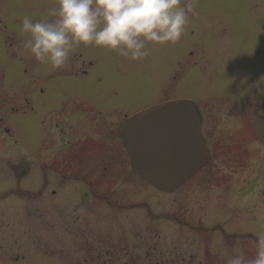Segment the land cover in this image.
Returning a JSON list of instances; mask_svg holds the SVG:
<instances>
[{
    "label": "rangeland",
    "instance_id": "obj_1",
    "mask_svg": "<svg viewBox=\"0 0 264 264\" xmlns=\"http://www.w3.org/2000/svg\"><path fill=\"white\" fill-rule=\"evenodd\" d=\"M193 2L230 29L231 40L225 43L230 44L229 54L236 60H231V67L242 65L241 58L247 54L252 67L260 63V68L253 70L264 75V49L248 53L252 46L264 44V0ZM58 3L0 0V264H227L233 253L252 258L257 233L264 232V149L244 126H238L236 118L224 113L212 112L222 120L218 132L227 127L235 137L246 138L244 167L227 155V159L219 160L213 176L200 174L171 194H164L132 173L124 150L121 160H115L114 153L109 158L106 144L112 136L116 138L115 124L105 129L97 121L89 131L83 133L80 129L75 134L90 136L93 161L101 148V156L105 159L107 152L106 159L112 162L106 172L100 167L101 175H97L98 170L92 176V195L84 198L79 192L82 200L91 201L90 207L80 204L79 208H69L64 201L79 199L77 192L69 193L73 187L66 182H60V186L66 184L68 188L59 190L56 180L50 182L52 175L45 176L50 184L42 188L40 153L35 147L41 131L34 83L38 69L45 73L44 78L54 81L58 91L70 90L91 106L110 115L121 111L123 117L138 113L133 110L164 95L201 97L207 87L208 92L237 102L243 93L251 92L246 80L236 76L242 73H208L213 80L210 86L205 85L203 73H190L173 91L168 90L171 73L163 72L188 42V25L178 43L154 45L140 61L114 55L108 66H102L104 73L94 69L83 81L67 83L62 76L53 80V69L47 65L37 67L39 63L23 47L27 36L20 24L25 16L34 21L53 19L50 13ZM190 21L197 24L200 20L194 16ZM75 51L82 56L97 53L99 58L109 53L84 46ZM259 80L262 93L264 77ZM32 83L35 90L25 94L26 88H33ZM51 161L45 158V162Z\"/></svg>",
    "mask_w": 264,
    "mask_h": 264
},
{
    "label": "flooded vegetation",
    "instance_id": "obj_2",
    "mask_svg": "<svg viewBox=\"0 0 264 264\" xmlns=\"http://www.w3.org/2000/svg\"><path fill=\"white\" fill-rule=\"evenodd\" d=\"M256 8L257 7H253V9ZM194 16L198 17L200 21L197 24H192L191 21L189 22V33L187 34L189 39L188 42L182 45L183 49L180 53L175 54L171 58L172 60L167 66L168 70L163 72L171 73L167 79L168 90L173 91L177 84L190 73H203L206 76V86H210L213 83V80L208 73H242L240 74L241 76H236L237 78L241 77L246 80L244 81L245 85L251 90V92L243 93L240 100L235 102L234 99L224 98L223 96L216 95L211 91L208 92L206 87L203 90L201 97H197L196 95L191 96L188 94H184L182 96L164 95L154 102L148 104L146 103L133 110L135 112H139L153 106L175 100H185L194 106L200 124L198 132L204 143L207 154L206 159L208 160L205 162L203 161L202 166L190 180L200 174H203V177L206 175L213 176L215 170L220 165L218 163L219 160L227 159L225 157L227 155H230V158L234 159L236 164L240 166H242L243 162L246 163V157L242 155L245 151L243 144L247 143L246 138L244 136L235 137L231 133L227 132L229 128L226 126L225 130L218 132L219 129H217V125H220L222 120L221 118L218 119V116L212 112L216 111L224 113L226 117L232 116L236 118L238 126H244L246 130L250 132L252 139L261 144L253 133L252 121L255 114L264 109V100H260V96L264 95V92L261 93L262 82L259 80L264 77V75L262 72L256 71V69L253 70V68L256 67L260 68V63L256 62V64L252 67L249 61L251 58L245 57L248 56L246 54L241 58L243 62L242 65L239 64L231 67V60H236L229 54L230 44L225 43V40H231V31L225 22L220 21L212 13L202 12L199 8H196V14L193 15L190 20ZM1 25L2 22L0 20V36L2 35ZM13 42L15 44L18 43L16 39H14ZM12 45L13 44H10L9 46ZM152 46L154 45H146L148 52ZM179 48H181L180 44ZM262 48L264 49V44L254 45L248 49V53ZM114 55L118 54L110 51L108 54L102 53L100 54V58L103 62H100L99 54L97 53L88 52L82 56L78 54L77 51L72 52L70 62L64 69L51 71L54 73L52 79L56 76L66 77L68 80H65V82L67 83L69 80H86L94 69H96V73H104L105 71L102 69V66H108L112 62ZM106 56L107 61L105 60ZM253 60L255 61L257 59ZM29 64L33 65V62L29 61ZM40 65L41 64H37V67ZM98 67H100L101 70H97ZM38 71L40 73H36L37 77L35 78L34 83L36 84V92L38 94L36 105L41 115V131H39L37 136L35 147L36 151L40 153L39 163H41V167L38 171L43 176L42 188L46 187L47 184H50L52 181L54 183V180H56L58 189L63 190L68 188L66 184L69 183L68 186L73 188L68 192L73 193V195L77 192L79 199L66 200L64 203H67L68 207L71 209L79 208L80 204H87L84 207L89 208L90 206H88V204H90L91 201H88V199L82 200L79 192L84 193V198L92 195V187L95 186L91 183L92 176H94V173L98 170L97 175H101L99 174L100 167H103V172H106L108 165H111L112 163L111 160L107 161L106 159L107 152L109 153L110 159H112L113 156L117 161L118 158L120 160L123 158L122 154L124 147L119 139L118 126L124 119L131 115L123 117L124 114H122L121 111H115L110 115V113H106L101 110L100 107L96 108L91 106L84 100V97L79 96L70 90L60 92L58 91L54 81H49L48 78H44L43 74L45 73H42L39 69ZM255 73H261V76L258 77ZM99 79L100 78L97 76L98 81ZM34 83H32V89L28 87L24 90L25 94L28 92L30 94V92L35 90ZM26 103L29 104L27 100ZM97 121L102 123V128L105 129L106 125L115 124L114 129L116 132V138H113L112 136L111 142H116L106 144L107 152L105 159L101 156L103 150L100 148L99 157L93 161L91 154L92 140L90 136L82 135L81 137H76L75 134H79L78 130L80 131V129L83 133L89 131L91 125ZM109 144H111V148H108ZM112 145L115 147L112 148ZM234 145H236L235 150L233 148ZM46 157L52 159L51 163L45 162ZM48 175H52L54 177V179H51L50 182L45 180V176ZM104 175L106 174L102 173V176ZM58 177H60L59 180L57 179ZM60 182H66V184L64 186H60ZM71 182L78 183L70 184ZM51 192L53 193L55 191ZM103 199H105V197Z\"/></svg>",
    "mask_w": 264,
    "mask_h": 264
},
{
    "label": "clouds",
    "instance_id": "obj_3",
    "mask_svg": "<svg viewBox=\"0 0 264 264\" xmlns=\"http://www.w3.org/2000/svg\"><path fill=\"white\" fill-rule=\"evenodd\" d=\"M193 0H59L53 19L23 17V47L41 65L62 70L74 49L96 47L132 61L148 56L146 45L178 43L196 14ZM227 264H264V232L257 233L255 255L233 253Z\"/></svg>",
    "mask_w": 264,
    "mask_h": 264
},
{
    "label": "water",
    "instance_id": "obj_4",
    "mask_svg": "<svg viewBox=\"0 0 264 264\" xmlns=\"http://www.w3.org/2000/svg\"><path fill=\"white\" fill-rule=\"evenodd\" d=\"M198 117L186 101L161 104L137 113L119 127L132 171L157 190L171 193L190 178L206 158ZM264 145V109L252 123Z\"/></svg>",
    "mask_w": 264,
    "mask_h": 264
}]
</instances>
